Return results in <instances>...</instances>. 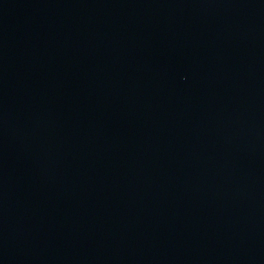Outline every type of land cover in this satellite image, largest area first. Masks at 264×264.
Wrapping results in <instances>:
<instances>
[{
    "label": "water",
    "instance_id": "water-1",
    "mask_svg": "<svg viewBox=\"0 0 264 264\" xmlns=\"http://www.w3.org/2000/svg\"><path fill=\"white\" fill-rule=\"evenodd\" d=\"M0 264H76L60 144L56 0H0Z\"/></svg>",
    "mask_w": 264,
    "mask_h": 264
}]
</instances>
